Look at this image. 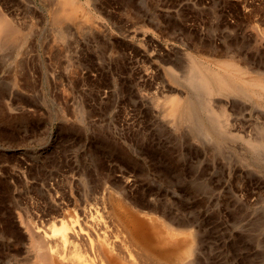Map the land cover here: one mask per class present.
<instances>
[{
	"label": "rangeland",
	"instance_id": "obj_1",
	"mask_svg": "<svg viewBox=\"0 0 264 264\" xmlns=\"http://www.w3.org/2000/svg\"><path fill=\"white\" fill-rule=\"evenodd\" d=\"M57 1L0 0V264L24 217L104 196L193 230L189 264H264V102L187 83L202 62L264 74V0H80L85 25Z\"/></svg>",
	"mask_w": 264,
	"mask_h": 264
},
{
	"label": "bare ground",
	"instance_id": "obj_2",
	"mask_svg": "<svg viewBox=\"0 0 264 264\" xmlns=\"http://www.w3.org/2000/svg\"><path fill=\"white\" fill-rule=\"evenodd\" d=\"M83 3L58 0L56 23L80 17L84 25L94 23ZM12 26L5 20L0 21V32L11 41L18 36ZM219 63L222 71L212 69L208 62H202V67L194 63L196 69L192 66L187 83L195 84V88L205 90L209 96L242 95L257 103L264 102V74L248 72L230 60ZM206 110L208 115L212 114L210 108ZM172 114L193 116L196 109L185 99H177ZM260 144L264 146V141ZM116 199L104 196L94 207L85 203L77 205L80 214L71 216L63 212L60 223L47 224L34 216L24 217L21 225L26 234L21 238L15 264H179L185 261L189 264L194 260L193 230L173 227L156 214L136 209L126 199Z\"/></svg>",
	"mask_w": 264,
	"mask_h": 264
}]
</instances>
